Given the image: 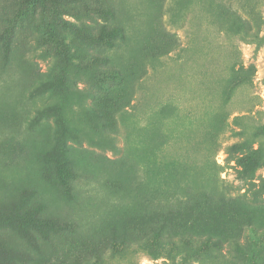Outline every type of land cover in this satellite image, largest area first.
Instances as JSON below:
<instances>
[{
	"label": "rangeland",
	"instance_id": "1",
	"mask_svg": "<svg viewBox=\"0 0 264 264\" xmlns=\"http://www.w3.org/2000/svg\"><path fill=\"white\" fill-rule=\"evenodd\" d=\"M19 1L0 0V35ZM91 1L96 26L122 25L125 35L94 49L118 79L95 87L79 78L81 105L58 109L76 130L64 140L71 178L43 157L53 119L27 121L42 101L28 99L27 88L49 64L34 45L37 14L8 42L0 37V207L20 198L21 208L72 227L34 230L36 249L10 228L0 238L26 249L27 264H74L94 248L103 264H170L136 242L165 219L174 239L204 249L188 264H233L234 255L238 264H264V189L256 198L251 192L264 178V44L255 43L264 35V0ZM243 140L247 149L229 153ZM248 152L259 164L244 174L236 157ZM191 207L197 212L186 224ZM214 228L218 247L207 239ZM113 235L127 247L107 244Z\"/></svg>",
	"mask_w": 264,
	"mask_h": 264
},
{
	"label": "trees",
	"instance_id": "2",
	"mask_svg": "<svg viewBox=\"0 0 264 264\" xmlns=\"http://www.w3.org/2000/svg\"><path fill=\"white\" fill-rule=\"evenodd\" d=\"M19 2L20 5L6 17L0 37L8 42L16 26H20L26 17L37 14L34 45L38 50V57L48 60L49 64L46 71L36 74L27 88L28 99L32 100L36 97L42 99L40 104L34 105L32 115L27 117V121L28 125H38L46 122L50 117L53 119L51 148L43 157L53 159L60 173L71 178L72 171L64 167V140L75 138L76 130L68 124L58 109L63 104L70 107L81 105V95L79 91L73 89L77 79L84 78L95 87H104L107 83L118 79L116 69L103 65L107 56L94 49L101 44L111 45L116 37L125 35L124 27L122 25L110 28L104 25L97 27L92 15L96 13L97 8L93 7L91 0H20ZM255 43L257 46L264 44V35L258 37ZM50 98H53L54 102L50 103ZM84 109L94 117L100 114L94 108L84 107ZM85 136L95 145L113 147L112 141L108 138H94L88 133ZM248 147L249 143L243 140L232 143L228 150L233 154L242 152ZM236 163L241 166L242 173L251 174L259 161L254 154L248 152L236 157ZM263 189L264 178H260L258 188L251 190L253 197L260 196ZM196 212L193 207L188 210L186 224L192 222ZM164 221L166 220L155 222L144 238L137 239L136 242L141 248L153 259L165 256L170 264H188L200 260L204 255L202 254L204 249L193 245L187 237L180 236L174 239V236L166 231L167 225ZM2 228L16 230L25 236L33 249L37 247L34 230L59 233L61 230L72 229L67 222L56 217L39 215L36 207L21 208L20 198L0 207V229ZM208 233L213 234H209L207 239L217 247L220 246L218 228ZM107 244L115 248L123 245L127 247L129 241L124 236L113 235L109 237ZM101 252L94 248L88 255L80 259L76 258L74 264H103ZM235 256L231 262L238 264ZM29 261H32V256L26 249L9 245L0 238V264H27ZM57 262L58 259H55L51 264Z\"/></svg>",
	"mask_w": 264,
	"mask_h": 264
}]
</instances>
